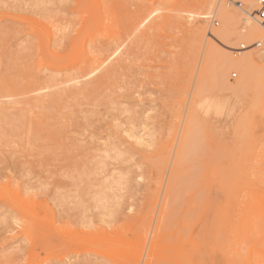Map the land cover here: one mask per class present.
<instances>
[{
    "label": "rangeland",
    "instance_id": "374dc122",
    "mask_svg": "<svg viewBox=\"0 0 264 264\" xmlns=\"http://www.w3.org/2000/svg\"><path fill=\"white\" fill-rule=\"evenodd\" d=\"M242 2L0 0V264H264V74L202 56Z\"/></svg>",
    "mask_w": 264,
    "mask_h": 264
},
{
    "label": "bare ground",
    "instance_id": "6f19581e",
    "mask_svg": "<svg viewBox=\"0 0 264 264\" xmlns=\"http://www.w3.org/2000/svg\"><path fill=\"white\" fill-rule=\"evenodd\" d=\"M243 1L246 5L247 4L252 5L253 6L252 8L254 9V11L255 12L257 11L256 0L254 2H252V4H251L250 0H243ZM199 2H200L199 4L201 6L202 11L208 10L213 5V0H199ZM233 4H234L233 6H235V8H237L238 10H240L241 12H243L244 14L247 15V18L244 19L245 24H246V26L244 28L245 32L240 33V30H238V28L235 29L234 28L235 19L233 17V14L231 15L225 9L224 6L222 7L221 5H218L216 8V11L220 13L219 18L223 21L224 26H223V29L220 30L219 32H211V33H208L206 35L207 32H205V30H204V32L202 33V37H201V38H203V40H202L203 55L202 56H203L204 60L206 59V57H208L210 55L211 50L216 47L214 45L215 42L224 48L225 53L226 52L228 53L231 51V49L233 47V43L237 39L246 38L248 41H250L253 38L262 39L263 34H264V28L261 27L259 24H257L256 19H255V13L252 14V13L248 12L247 10L244 9V7H242L243 5H241L239 3H233ZM258 41L264 42V40H258ZM242 45H245V44H242ZM227 53L223 54L220 52V62L218 64V68H217V75H218L219 79L223 80L225 73L229 69H231V68L238 69V70H240L241 75H242V81H241V84L239 86L242 88L243 86L246 85L248 88L249 87L251 88V86H252L251 84H252L253 80H256L257 77L264 74V67H262V68L261 67L260 68L255 67V64L257 65V60H256L255 56L253 54H251L250 52H240L238 55L239 59H236V60L231 59L230 55H228ZM257 58H259V57H257ZM99 68H101V66H99L97 69H95V71H93L91 73L92 74L95 73L96 71L99 70ZM87 77H88V75H87ZM239 88H236V89L238 90ZM259 205H260L259 201L257 203L251 202V210L256 211V209ZM263 220H264V213L261 214V220H260V224H259V227H261V228L264 227L263 226L264 225Z\"/></svg>",
    "mask_w": 264,
    "mask_h": 264
},
{
    "label": "built area",
    "instance_id": "2783aa9c",
    "mask_svg": "<svg viewBox=\"0 0 264 264\" xmlns=\"http://www.w3.org/2000/svg\"><path fill=\"white\" fill-rule=\"evenodd\" d=\"M256 5H257V11L255 12L256 22L257 24H259L261 27L264 28V0H256ZM210 20H211V24L214 27L219 26V22L216 20L215 15H212L210 17ZM250 49L257 50L259 52V56L261 60L264 62V42L257 41L251 45H242L240 46L239 50H234V51H235V54H239L240 52L250 50ZM236 76L237 75L235 74L234 77Z\"/></svg>",
    "mask_w": 264,
    "mask_h": 264
}]
</instances>
